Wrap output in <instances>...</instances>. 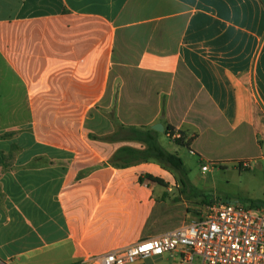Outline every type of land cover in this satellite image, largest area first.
Here are the masks:
<instances>
[{
	"label": "crops",
	"instance_id": "obj_1",
	"mask_svg": "<svg viewBox=\"0 0 264 264\" xmlns=\"http://www.w3.org/2000/svg\"><path fill=\"white\" fill-rule=\"evenodd\" d=\"M0 60V264H91L155 236L180 185L109 162L145 148L117 123H162L175 153L194 134L211 165L264 160V0H0Z\"/></svg>",
	"mask_w": 264,
	"mask_h": 264
},
{
	"label": "built area",
	"instance_id": "obj_2",
	"mask_svg": "<svg viewBox=\"0 0 264 264\" xmlns=\"http://www.w3.org/2000/svg\"><path fill=\"white\" fill-rule=\"evenodd\" d=\"M163 255L176 264H264V206L216 201L189 222L88 261L131 264Z\"/></svg>",
	"mask_w": 264,
	"mask_h": 264
},
{
	"label": "rangeland",
	"instance_id": "obj_3",
	"mask_svg": "<svg viewBox=\"0 0 264 264\" xmlns=\"http://www.w3.org/2000/svg\"><path fill=\"white\" fill-rule=\"evenodd\" d=\"M0 67L1 73L5 75L2 79L4 84L9 76L2 60H0ZM2 90L6 91L5 86ZM19 106L22 105L19 103ZM20 115L22 118L23 114L20 113ZM174 144L169 147L173 151L176 149L183 159L193 185L211 193L216 201L250 204L253 200H264V160H251L249 168L240 167L236 161L226 162L225 166L211 165L207 160L201 159L199 154H191L189 147ZM203 165L209 166V170L203 172ZM172 196L168 205L163 206L160 219L153 222L155 223L154 235L189 222L197 218L204 210L205 206L199 198L189 200L184 194H180L179 189L175 190ZM131 264H176V262L169 255H163L141 259Z\"/></svg>",
	"mask_w": 264,
	"mask_h": 264
},
{
	"label": "trees",
	"instance_id": "obj_4",
	"mask_svg": "<svg viewBox=\"0 0 264 264\" xmlns=\"http://www.w3.org/2000/svg\"><path fill=\"white\" fill-rule=\"evenodd\" d=\"M112 118L114 112L110 113ZM116 133H122L124 130L130 132L129 138L139 139L145 144V148L142 150L134 149L131 147L120 148L110 159L109 162L115 165H122V167L130 165L135 162H157L164 167L170 169L175 173L177 182L179 183L180 194H184L187 199L199 198L200 201L205 205L216 202V198L209 192L200 190L191 182L188 171L184 165L183 159L178 153L168 151L159 140V133L157 130L152 128H136V127H125L122 124L117 123ZM169 136L172 138L175 135L174 128L168 126L166 129ZM196 135H192L186 139L184 134L181 133L179 137L174 138L175 143L190 148L192 140ZM148 178L162 183L163 181L159 178H155L151 175H147ZM142 180V178H141ZM179 200V198H175ZM218 199V198H217ZM251 206H264V200L258 199L250 202Z\"/></svg>",
	"mask_w": 264,
	"mask_h": 264
},
{
	"label": "water",
	"instance_id": "obj_5",
	"mask_svg": "<svg viewBox=\"0 0 264 264\" xmlns=\"http://www.w3.org/2000/svg\"><path fill=\"white\" fill-rule=\"evenodd\" d=\"M153 129L163 132L165 130L164 125L162 123H156L152 126Z\"/></svg>",
	"mask_w": 264,
	"mask_h": 264
}]
</instances>
